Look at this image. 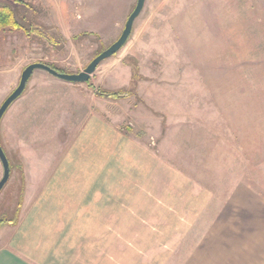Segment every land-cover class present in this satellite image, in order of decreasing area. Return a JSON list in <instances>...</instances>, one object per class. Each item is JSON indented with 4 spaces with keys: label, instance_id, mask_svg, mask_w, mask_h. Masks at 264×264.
Here are the masks:
<instances>
[{
    "label": "rangeland",
    "instance_id": "rangeland-1",
    "mask_svg": "<svg viewBox=\"0 0 264 264\" xmlns=\"http://www.w3.org/2000/svg\"><path fill=\"white\" fill-rule=\"evenodd\" d=\"M43 1L50 24L45 36L33 40L28 56L16 59L25 65L42 61L62 72L81 71L115 41L136 3L127 0L120 16L113 1ZM55 3L61 5L64 33L54 27ZM132 24L124 45L99 62L88 82L55 81L61 79L37 68L23 91L42 84L51 97L60 93L55 99L63 97L61 118L67 123L60 130L70 137L80 134L92 114L113 130L139 137L158 154L160 167L173 168L175 182L180 176L191 201L205 204L202 210L193 207L192 215L222 217L224 254L239 255L231 263L264 264V0H145ZM101 89H119L121 96L100 95ZM1 90L2 85L0 103L6 97ZM8 113L0 122V143L16 167L0 189V217L19 178L12 153L18 144L6 132ZM50 113L46 128L52 131ZM53 144L36 145L47 151ZM20 206L19 200L16 211Z\"/></svg>",
    "mask_w": 264,
    "mask_h": 264
},
{
    "label": "crops",
    "instance_id": "crops-1",
    "mask_svg": "<svg viewBox=\"0 0 264 264\" xmlns=\"http://www.w3.org/2000/svg\"><path fill=\"white\" fill-rule=\"evenodd\" d=\"M107 1L117 4L113 13L120 16L128 5L127 0ZM42 2L0 0L13 15L7 21L22 24L0 29L3 98L25 65L16 58L29 55L33 40L41 41L50 25ZM58 9L54 27L64 33ZM41 85L23 91L4 113L12 109L6 132L8 141L18 144L12 153L19 178L0 217V264H232L239 258L237 252L224 254L222 217L192 215L193 207L202 210L205 204L191 201L180 176L175 182L173 168L160 167L158 154L144 148L139 137L113 130L93 114L80 134L61 133L67 125L61 118L64 99L58 96L57 102L60 93L51 97ZM48 110L52 131L46 128ZM50 142L53 149L47 151L36 145ZM10 164L7 183L16 167Z\"/></svg>",
    "mask_w": 264,
    "mask_h": 264
},
{
    "label": "water",
    "instance_id": "water-1",
    "mask_svg": "<svg viewBox=\"0 0 264 264\" xmlns=\"http://www.w3.org/2000/svg\"><path fill=\"white\" fill-rule=\"evenodd\" d=\"M144 3L145 0H136L133 9L130 11L125 20V23L123 24V29L119 36L116 37V40L113 41L106 48L102 49V51L97 53L89 62H87V65L81 71L62 72L42 61H34L31 62V64L28 63L27 65H25V67L21 71L17 85L13 90H11L9 94H7L4 100L0 103V121L2 119V115H4L5 111L11 105V102H13L17 97H19L23 92V89H25L29 77L32 75L34 69H42L43 71L48 72L53 77H57L61 80L68 82L88 81L90 76L95 71L99 62L115 54L119 50V48H121L127 41L128 36L130 35L133 28L132 23H134L135 18L139 15L140 10H142L144 6ZM4 152L5 151L0 143V162L3 170L2 176H0V189L3 188L5 183L8 181V177L10 175V163L6 153Z\"/></svg>",
    "mask_w": 264,
    "mask_h": 264
},
{
    "label": "trees",
    "instance_id": "trees-1",
    "mask_svg": "<svg viewBox=\"0 0 264 264\" xmlns=\"http://www.w3.org/2000/svg\"><path fill=\"white\" fill-rule=\"evenodd\" d=\"M9 11V12H8ZM8 14L10 15V9L9 8H7L6 6H4V5H0V29L2 28V27H11L12 25H22L20 22H18L16 19H13V20H11V21H13V22H8L7 21V17L6 16H8ZM11 16H13L12 14L9 16V17H11ZM14 18V17H13ZM9 20V21H10ZM12 23V24H11ZM48 65H50V66H52V67H54V68H56L57 70H59V71H62V70H60L59 68H57V67H55L54 65H51V64H48ZM89 81V80H88ZM88 81H86V82H88ZM104 89H101L100 91H98V93L100 94V95H106V96H108V97H115V96H121V90H104Z\"/></svg>",
    "mask_w": 264,
    "mask_h": 264
}]
</instances>
